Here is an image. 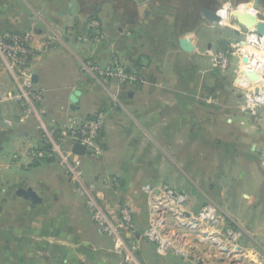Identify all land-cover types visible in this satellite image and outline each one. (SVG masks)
Returning <instances> with one entry per match:
<instances>
[{
    "label": "crops",
    "instance_id": "0c3cea01",
    "mask_svg": "<svg viewBox=\"0 0 264 264\" xmlns=\"http://www.w3.org/2000/svg\"><path fill=\"white\" fill-rule=\"evenodd\" d=\"M198 1L0 0V39L33 33V90L43 95L36 112H27L25 98L0 107V264H264V107L257 117L245 109L237 56L223 71L208 54L234 43L233 34L243 37L241 25L208 21L202 11L215 9ZM88 61L118 64L130 78L102 79L84 68ZM18 88L0 51V91ZM98 113L106 115L102 154L81 155L79 188L60 151L34 154L47 147L45 130ZM56 140L69 156L71 140ZM165 187L185 195V217L210 203L224 219L180 231L194 243L192 259L160 255L144 236ZM20 188L42 203L18 196ZM87 190L113 224L122 206L132 210L136 227L125 239L140 253L116 251L93 219ZM226 245L230 256L220 250Z\"/></svg>",
    "mask_w": 264,
    "mask_h": 264
},
{
    "label": "built area",
    "instance_id": "2783aa9c",
    "mask_svg": "<svg viewBox=\"0 0 264 264\" xmlns=\"http://www.w3.org/2000/svg\"><path fill=\"white\" fill-rule=\"evenodd\" d=\"M248 4L251 5L252 14L258 16L259 10L254 9V4L251 2L244 3V6ZM242 5L239 6V12ZM224 7L232 10L231 3H227ZM220 10H218L219 15ZM231 12L234 13L233 11ZM233 17L234 15L232 14L231 18ZM241 27L243 28L241 29L243 32L244 27ZM243 37L244 39L241 42L233 43L223 49L211 50V56L214 66L221 68L223 71L229 69L232 57H238L235 82L238 88L243 89L246 93L245 109L257 117L260 108L264 107V88L262 87L264 83V35L256 33L254 29L245 27ZM32 41L33 33L30 31L12 33L0 39V51L7 59L12 74L19 81V88L16 92L0 91V107L9 101L25 98L30 105L27 112L31 113L37 111V103L43 99L42 93L33 90L34 80L31 67L36 54L31 45ZM55 45L56 42L54 40H49L45 46L54 48ZM84 68L88 72L106 80L117 79L119 82H124L130 78L124 68L118 64L112 67L102 68L88 61L84 64ZM247 72L257 74L258 79H251L247 75ZM23 120L21 118V121ZM105 121L106 115L103 113L95 114L85 120H78L76 117L70 116L65 129L57 131L56 133L55 131L45 130V143L47 147L35 151L34 155L37 158L43 159L60 151L63 158L62 162L68 175L79 184V188H82V156L75 154L73 151L70 152L69 156L67 155L68 153H63L59 141L56 140V136L58 135L60 140L70 139L72 145L76 142L85 145L87 152L84 156L97 157L102 154L99 138L105 126ZM147 190L148 192L152 191L149 188ZM85 193L88 194V205L91 208L93 219L100 227V231L113 237L115 249L118 253H128L127 255L129 257L132 249L126 242L125 233L129 230L133 231L136 227L132 210L127 206H122L119 211L120 221L117 225L113 224L100 207L98 201L94 198L91 190H87ZM185 200V195L179 194L168 187L163 189L162 195L159 194L153 199V217L144 230V236L148 241L155 244L157 253L160 255L176 253L185 260L192 259L193 253H191V250L193 246H189L190 243L185 241V234H181L180 231L183 229L200 231L199 226L201 224L217 227L224 221L222 216L219 215L216 206L210 203L206 204L195 217H185ZM224 232V239L231 242L235 239L233 227L227 226ZM203 234L211 241L215 240L211 233L204 231ZM223 247L220 250L225 251L230 256V248L227 245Z\"/></svg>",
    "mask_w": 264,
    "mask_h": 264
},
{
    "label": "water",
    "instance_id": "95a60500",
    "mask_svg": "<svg viewBox=\"0 0 264 264\" xmlns=\"http://www.w3.org/2000/svg\"><path fill=\"white\" fill-rule=\"evenodd\" d=\"M251 3L254 4V9L259 10L261 0H251ZM203 16L210 22H221V16L219 15L217 10L212 9H204L202 11ZM236 21L243 27L248 29H254V31L258 34L264 35V21L260 20L258 16L253 14H243L240 12L233 13ZM239 31V30H238ZM238 33V32H237ZM247 75L251 79H258V75L255 73L247 72ZM34 82L36 81V77H33ZM73 152L77 155H85L87 152V147L79 142L73 144ZM17 195L32 201L33 203L39 204L42 203L43 199L35 192L32 188H20L17 191Z\"/></svg>",
    "mask_w": 264,
    "mask_h": 264
},
{
    "label": "rangeland",
    "instance_id": "374dc122",
    "mask_svg": "<svg viewBox=\"0 0 264 264\" xmlns=\"http://www.w3.org/2000/svg\"><path fill=\"white\" fill-rule=\"evenodd\" d=\"M198 2H200V3H207V4H210V6L213 8V9H215V10H220V9H222L227 3H231L232 4V7H231V11H233V12H239V6L241 5V4H244V0H218V2H213V0H199ZM233 19H234V21H235V17H233ZM233 19L232 18H229L227 21H222V22H218V25L219 24H221V25H227V26H229V27H231V26H234L237 22L235 21V22H233ZM232 29V28H231ZM238 29H243L242 27L241 28H238ZM242 34L244 35V31L242 32ZM233 36V38H232V41L234 42V43H236V42H241V41H243V39H244V37H242V35L239 37V38H237V37H235L234 36V34L232 35ZM241 37H242V39H241ZM236 39H238V40H236ZM233 44V43H232ZM232 44H229L228 46H230V45H232ZM208 54L210 55V57H212L211 56V50L208 52ZM132 233V231H126V233H125V238L127 239V235L129 234V233ZM126 242L128 243V240H126ZM149 243H152V242H149ZM190 244H189V246L190 247H192V246H194V243H193V241L191 240L190 242H189ZM154 244V243H153ZM155 245V244H154ZM212 244H209V243H207V245H205L204 247H202V249H203V251L204 252H206L207 251V248L208 247H210ZM130 248L132 249V253H140V249H139V247L137 246L136 248L134 247V246H132V245H130ZM155 248H156V246H155ZM189 249V248H188ZM191 249V248H190ZM156 251H157V249H156ZM192 251V250H191ZM143 253V252H142ZM192 253V252H191Z\"/></svg>",
    "mask_w": 264,
    "mask_h": 264
},
{
    "label": "bare ground",
    "instance_id": "6f19581e",
    "mask_svg": "<svg viewBox=\"0 0 264 264\" xmlns=\"http://www.w3.org/2000/svg\"><path fill=\"white\" fill-rule=\"evenodd\" d=\"M251 5L248 4V5H245L244 4L240 7V13H243V14H252V9L250 8ZM233 13L231 12V10L227 7H224L220 10V15L222 17V20L223 21H227L229 18H231V15Z\"/></svg>",
    "mask_w": 264,
    "mask_h": 264
}]
</instances>
